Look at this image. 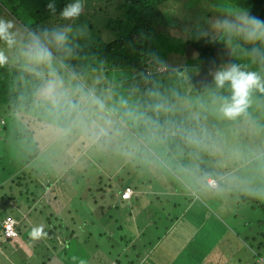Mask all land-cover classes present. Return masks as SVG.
I'll use <instances>...</instances> for the list:
<instances>
[{
	"label": "rangeland",
	"instance_id": "374dc122",
	"mask_svg": "<svg viewBox=\"0 0 264 264\" xmlns=\"http://www.w3.org/2000/svg\"><path fill=\"white\" fill-rule=\"evenodd\" d=\"M25 5L26 1L23 0H0V18L13 22L11 31L16 37V42L12 46L0 41V60L7 58L8 61L13 62L16 56L22 53L29 33L43 35L45 31L57 29L58 26L60 29L61 25L63 28H68L69 32L65 47L50 46L49 48V50L64 49L65 53L62 58L57 59L58 62L52 59L50 65L43 67L44 74L48 73L49 79L42 90V102L28 108L19 106L11 111H0V177L14 178L13 183L10 180L3 183L4 189L6 186L13 187L14 198L11 203L26 208L34 201L32 197L36 193L38 197L37 200L35 199L36 206L40 207L50 200L41 198V194L51 191V194L59 198L54 201L51 212L62 213L64 220L65 203L68 202L76 215L91 219L92 208L101 203V200H97L94 204L92 195L99 197V193L115 192L122 183H134L148 175L152 176H149L151 183H144L142 185L144 190L148 187L171 190L169 183L166 186L160 185L161 180L166 178L172 184L174 182L176 187H180L181 184L177 178L184 182L186 179V184L189 183L187 175L185 177L183 175L186 172L183 173L175 163L177 157L185 158L189 154L184 148L183 151L170 150L167 136V130H172L176 126V121H172V117L177 115L176 109L179 110L186 105L188 108L185 110L189 113L196 112L195 115L190 114V116H197L198 121L187 125L181 120L180 126H177L178 132L180 134L186 132V138L194 139H199L200 134L206 140V142L199 141V144L189 148L188 145L195 143L194 140L189 139L186 141L187 148L191 151L196 149L197 158L205 163L209 162L213 165L212 169L227 168L230 180L234 178L236 181L238 178L241 181L233 188L234 185L223 180V185L219 186V189L227 187L233 194L239 191L235 197V200H238L236 207L238 210H242L243 206H246L247 210L249 206L256 207L253 201L240 200L239 195L242 193L256 196L264 203V91L253 89L243 113L233 118L224 117L219 112L217 103L214 102V96L221 90L225 93L219 95L226 97L225 94L230 93V90L227 85L219 90L215 89L212 76L218 69L216 66L215 68L209 66L211 63L221 64L222 59L227 57L226 53L218 57L217 48L211 49L204 59L206 60L207 57L209 63L207 60L203 62L202 68L206 70H195V77L200 79L192 82V86H196L195 92L201 102L194 103L193 107L186 101L173 103L176 101L170 100L169 103L164 104L162 101L170 96L172 98L177 87L173 82L174 73H168L167 79L164 73L158 74L150 90L149 97L153 102L147 104L149 113L146 115L142 111L143 104L139 96L132 95L136 87L131 81L124 82L132 79L130 73L105 66L101 70L87 69L81 62L66 64L67 59L78 60L73 55L74 51L81 50L83 46L91 49V45L98 41L96 38L100 36L108 39L112 31L102 30L99 35L92 36L74 34L73 31L77 29L73 26L78 17L74 20H60L59 25L46 22L43 27L45 30L41 25L35 28L31 22L33 17L28 14ZM160 7L168 15L165 17H175V20L180 22L181 25L176 32L174 30V34L182 40L188 38L190 42L186 44L185 51L181 54L176 51L182 49L179 48L181 45L169 46L175 50L167 52L166 55L163 54L166 48L160 49L162 53L160 60L164 65L171 67L192 59L194 57L192 51L196 52V49L199 51L198 47L206 45L207 43H204L208 40H210L208 43L212 42V39L218 36L217 30L221 27L217 26L216 21H230L235 17L224 0H167ZM113 9L114 5L110 11ZM83 14L87 21H91L95 28L93 30H100L105 15L94 14L91 11ZM210 37L211 39H208ZM228 37V34L224 35V41ZM241 54V51L237 54L238 59L244 56ZM21 61L24 63L28 61L24 53L21 55ZM184 68L186 66L182 67ZM55 70L58 73L54 75ZM184 73L194 77L188 70ZM206 79L208 83H205ZM188 85L189 83L183 85L184 96L191 89ZM49 87L54 89L52 96L48 94ZM101 128L104 130L103 133L99 131ZM180 134L178 136L181 139L183 135ZM141 138L145 140L144 146L141 145ZM206 145L207 147L213 145L216 148L205 151ZM36 147L38 151L30 157ZM202 150L206 157L202 156ZM240 162H243L242 174L238 171L235 173V167ZM146 164L156 168L153 173L146 171ZM35 178L39 181L34 182ZM61 179H65V182L62 183ZM246 181L248 183H244ZM139 188L141 189V186ZM49 202L52 204L53 200ZM62 203H64L63 209L60 208ZM11 211L18 216L17 210ZM46 211L49 209L46 208L44 212ZM257 212L258 218H263L260 211ZM1 213L2 210L0 217ZM250 226L253 228V225ZM93 227L97 229L98 226L94 224ZM261 227L264 230V225ZM31 231L32 229L27 227L22 232L30 234ZM262 233L264 234V231ZM254 239L255 241L251 240L248 243L257 244L263 240L260 230L254 234ZM9 257L10 261L14 258L12 255ZM2 260L3 256L0 253V264Z\"/></svg>",
	"mask_w": 264,
	"mask_h": 264
},
{
	"label": "crops",
	"instance_id": "0c3cea01",
	"mask_svg": "<svg viewBox=\"0 0 264 264\" xmlns=\"http://www.w3.org/2000/svg\"><path fill=\"white\" fill-rule=\"evenodd\" d=\"M194 141L188 145L189 148L199 144V141L206 142L200 134L199 139ZM189 148L188 157L175 159L180 170L186 172L183 175H187L188 185L186 179L184 182L177 178L181 184L176 187L166 178L161 180L160 185L169 183L171 190L152 187L144 190L142 185L151 183V175L147 176L149 179L144 176L134 183H125L131 188L128 198L121 197L122 187L115 192L99 193V197L93 194L94 204L97 200L101 203L92 208L91 219L76 215L68 202L65 203L64 220L62 213L51 212L54 201L59 199L51 191H43L41 198L50 200L46 199L47 204L40 207L36 206V193L32 197L34 201L26 208L15 206L11 203L13 187L3 188V183L9 180L13 183V176L0 180L1 214L9 213L21 218L29 213L37 215L47 208L49 211L44 214L55 215L53 221L41 227L37 219L24 217V223L18 226V238L10 243L16 252L15 259L10 261L11 258L5 257L7 253L0 250L2 264H264V237L257 244L248 243L255 241L254 227L250 225L260 219L258 213L248 220V216L253 215L251 211L244 206L242 210L236 209L238 200L235 197L239 191L233 194L226 186L219 189L223 180L234 185L233 188L240 180H230L229 169H212L213 165L207 161L203 162L208 169L203 171L197 150L193 149L194 153H191ZM204 148L207 151L216 147L206 145ZM181 149L185 148L178 145L177 150ZM202 153L206 157L203 150ZM242 163L235 167V173L244 172L241 170ZM145 166L147 172L153 173L156 169L149 164ZM207 178H214L217 185L209 186ZM61 182L64 183L65 179ZM40 186L43 187L42 184ZM52 200L51 204L49 201ZM11 210H17L19 217ZM94 224H97V229ZM27 227L32 230L39 227L41 235L32 237L29 234L25 238L22 231ZM247 231L253 232L249 234ZM0 241H3L1 236Z\"/></svg>",
	"mask_w": 264,
	"mask_h": 264
},
{
	"label": "trees",
	"instance_id": "16d2710c",
	"mask_svg": "<svg viewBox=\"0 0 264 264\" xmlns=\"http://www.w3.org/2000/svg\"><path fill=\"white\" fill-rule=\"evenodd\" d=\"M23 1H26L25 7L28 9V14L33 17L31 22L35 28L40 25L41 28L45 27L46 22H51L52 24L57 23L59 25L60 20H63L59 16V11L66 3L69 2V0H54L56 11L50 12L46 7L48 0ZM165 1L167 0H83V12H81L80 16H78L77 22L73 26L77 29V31H73V33L78 34L79 36L80 34H89L92 36L93 34L99 35L102 30H109L112 32L110 33V37H108V39H103L100 36H97L98 38L96 39H98V41L91 45V49L83 46L81 47V50L74 51L73 55L77 57L78 60L75 58L67 59L66 64L73 65L81 62L83 67L87 69L101 70L105 66V68H116V70H123L130 73L132 79L134 80L132 81V79H128L124 82L131 81V84H134L136 90H133L132 95L139 96L140 102L143 104L142 111L146 115L149 113V107L147 104L153 102V100H151L149 97L150 90L152 89V86L154 85V82L160 73H164L165 79H167L166 75L168 73H174L173 82L175 87H177L174 90L172 98L170 96L169 98H166V100L164 99L162 101L164 104L169 103L170 100L176 101L173 103L186 101L188 102L187 104H192L193 107L194 103H198V101L201 102V100L198 99V94L195 92L196 86H192V82L194 83L200 79L195 77V70H206V68H202L204 65L203 62L206 60L208 62L207 57L206 60L204 59L205 55L210 53L209 51L211 49L217 48L216 52H218V57L225 53L227 57L222 59L224 62L221 61V64L211 63L209 67L215 68L216 66L217 69H219L230 64H236L241 68V70L257 72L262 76V78H264V64H261L258 60H255L250 55L251 50L256 48L260 55L264 56V47H262L261 42L246 41L240 35L228 33L223 28H219L217 30L219 31V34L212 39V42L208 43L210 41L208 40L204 43H207L206 45L198 47L199 51L197 49L196 52L195 50L194 52L192 51V56L194 57L182 62L186 68L182 69V67H184L181 66L182 64H176L172 67L164 65L160 60V56L162 55V53H160V49L166 48L165 52L163 53L166 55L167 52L175 50L171 49L169 46L179 47V45H181L179 48L182 49L176 50L181 54L185 51L186 44L190 43L188 38L182 40L180 37L174 34V30L176 32L181 24H179V21L175 20V17H165L167 14L160 7V5ZM224 1L226 2L227 7L232 10L230 12L235 16L230 20V22L234 24L238 23V17L241 15L253 16L264 20V0ZM113 5L114 9L110 11ZM87 11H91L94 14L105 15L100 30H93L94 27L91 21L89 22L85 19L83 13ZM58 27L56 28L59 29ZM60 28H63L62 25ZM43 30L45 29L43 28ZM94 31L98 32L95 33ZM226 34H228L229 37L228 39L225 38L224 41V35ZM208 39H211V37ZM71 49L73 50V48ZM49 51L52 59L56 60L57 62V59L62 58L65 53L64 49H55ZM240 51L244 55L242 56V59H238L237 56ZM22 53H24V47L22 48ZM22 53L18 54L13 62L8 61L7 58L0 60V111H11L17 109L19 106L28 108L31 105L42 102V90L49 79L48 73L44 74L45 70H43V67L48 65H34L29 61L24 63L21 61ZM185 69L190 71L194 77H190V75L188 76L186 73H184V71H186ZM53 73L55 75L58 73V71L55 70ZM186 83H189L188 86L191 87V89L188 91L187 95L184 96L185 94L183 93V85ZM205 83H208L207 79ZM220 93L223 94L225 91H217V95ZM225 95L228 96L229 93L227 92ZM186 108H188L187 105L184 107L182 106L179 110L176 109L177 115L172 117V121H176V126H174L172 130H167V136L170 142V150L172 151L173 149L174 151H177V145L183 146V148L187 150L186 141L189 139L194 140L192 137L186 138V132L180 134L177 130V126H180L181 120H183L187 125H192V122L198 121L197 116H190V114L195 115L194 113L196 112L192 111L189 113V111L185 110ZM178 134L183 135L181 139ZM151 139L153 141L155 140L153 138ZM141 141V145L144 146V138H141ZM36 151H38L37 147L34 151H32L30 157H32ZM190 152L194 153V151L191 150ZM168 155H170V152H168ZM198 162L201 167H204L203 171H207V165L201 161V159H199ZM6 178L7 177H0V180ZM121 187L122 192L124 187L129 186H127L125 183H122ZM239 196L240 200L245 202V200L248 199V201H253L254 205L256 206H249L248 211H251L253 215L248 216V220H251L255 217L257 210H259L260 213H263V218L258 219L255 224H253V231L256 233L260 230L261 236L264 237V234L262 233L264 230H262L261 227L264 225V203L261 202L262 199L253 195H244L243 193ZM39 212L40 213L37 215L33 214V216L31 215L32 213H29L21 218H15L9 213L1 214L0 236L3 238V241H0V250L3 253L8 254H6V258H8L9 255H12L14 257L13 259H15L16 252L10 243L16 239L4 236L1 226L4 217L9 215L15 218L16 223L14 228L18 237V226L19 223H24V217H27V219L29 217L37 219L39 226H47L48 223L54 220L53 218L55 215H46L42 210ZM248 220H246L247 223H249ZM24 234L25 238L28 237L26 235H29L26 232Z\"/></svg>",
	"mask_w": 264,
	"mask_h": 264
},
{
	"label": "clouds",
	"instance_id": "9594fccd",
	"mask_svg": "<svg viewBox=\"0 0 264 264\" xmlns=\"http://www.w3.org/2000/svg\"><path fill=\"white\" fill-rule=\"evenodd\" d=\"M50 12H55L54 0H48L46 5ZM83 7V0H69L59 11V16L64 20H74L80 16ZM218 27L223 28L228 33L240 35L246 41H260L264 47V20L259 18L241 15L238 23L228 20L216 21ZM13 22L0 18V41H4L8 46L16 42ZM68 28L52 29L45 31L43 35L29 33L24 44V55L27 60L34 65H50L52 57L50 46L63 48L68 42ZM250 55L264 64V56L260 55L256 48L251 50ZM216 90L228 86L230 93L228 96L216 95L214 102L218 105L219 112L226 118H233L245 111L249 103V96L253 89L264 91V78L254 71H244L236 64H230L216 70L212 76ZM49 96L54 94V89L49 87ZM103 133V129L99 130ZM32 237L41 235L40 228L37 227L30 232Z\"/></svg>",
	"mask_w": 264,
	"mask_h": 264
},
{
	"label": "built area",
	"instance_id": "2783aa9c",
	"mask_svg": "<svg viewBox=\"0 0 264 264\" xmlns=\"http://www.w3.org/2000/svg\"><path fill=\"white\" fill-rule=\"evenodd\" d=\"M207 184L209 186L215 187L217 185V181L214 178H207L206 180ZM131 193V188L130 187H124V189L121 192V197L122 198H128ZM16 223V220L14 217L6 215L2 221V232L5 237L9 238H15L17 237V232L14 228Z\"/></svg>",
	"mask_w": 264,
	"mask_h": 264
}]
</instances>
